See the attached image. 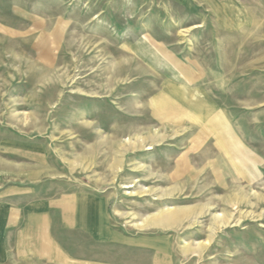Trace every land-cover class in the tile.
I'll list each match as a JSON object with an SVG mask.
<instances>
[{
	"label": "rangeland",
	"instance_id": "374dc122",
	"mask_svg": "<svg viewBox=\"0 0 264 264\" xmlns=\"http://www.w3.org/2000/svg\"><path fill=\"white\" fill-rule=\"evenodd\" d=\"M18 191L56 201V264H264V0H0ZM86 200L164 252L97 248L62 219Z\"/></svg>",
	"mask_w": 264,
	"mask_h": 264
},
{
	"label": "crops",
	"instance_id": "0c3cea01",
	"mask_svg": "<svg viewBox=\"0 0 264 264\" xmlns=\"http://www.w3.org/2000/svg\"><path fill=\"white\" fill-rule=\"evenodd\" d=\"M25 196L19 191L0 194V264H56L63 257L55 241L59 220L56 201L26 200ZM86 201L80 203L77 215L71 209L62 219L66 227H75L87 235L97 248L104 251L107 246H124L130 250L164 252L153 239L126 238L117 233L110 226L105 204ZM101 256L95 264H105V253Z\"/></svg>",
	"mask_w": 264,
	"mask_h": 264
}]
</instances>
